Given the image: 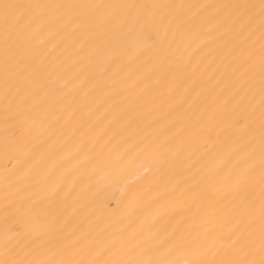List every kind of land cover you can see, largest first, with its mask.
I'll return each instance as SVG.
<instances>
[{
    "label": "bare ground",
    "instance_id": "6f19581e",
    "mask_svg": "<svg viewBox=\"0 0 264 264\" xmlns=\"http://www.w3.org/2000/svg\"><path fill=\"white\" fill-rule=\"evenodd\" d=\"M264 0H0V264H262Z\"/></svg>",
    "mask_w": 264,
    "mask_h": 264
},
{
    "label": "snow or ice",
    "instance_id": "6c2138e0",
    "mask_svg": "<svg viewBox=\"0 0 264 264\" xmlns=\"http://www.w3.org/2000/svg\"><path fill=\"white\" fill-rule=\"evenodd\" d=\"M262 264H264V261H262Z\"/></svg>",
    "mask_w": 264,
    "mask_h": 264
}]
</instances>
